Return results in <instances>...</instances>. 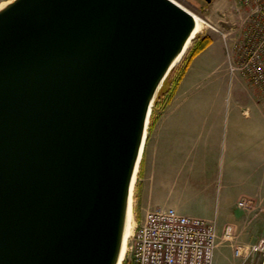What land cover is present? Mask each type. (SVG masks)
Returning <instances> with one entry per match:
<instances>
[{"label":"water","instance_id":"1","mask_svg":"<svg viewBox=\"0 0 264 264\" xmlns=\"http://www.w3.org/2000/svg\"><path fill=\"white\" fill-rule=\"evenodd\" d=\"M195 28L173 0L0 8V264L123 263L153 107Z\"/></svg>","mask_w":264,"mask_h":264},{"label":"crops","instance_id":"2","mask_svg":"<svg viewBox=\"0 0 264 264\" xmlns=\"http://www.w3.org/2000/svg\"><path fill=\"white\" fill-rule=\"evenodd\" d=\"M224 62L208 50L195 58L174 99L150 123L143 187L144 197L158 196L167 208L217 228L239 221L241 201H264V110L239 95Z\"/></svg>","mask_w":264,"mask_h":264},{"label":"rangeland","instance_id":"3","mask_svg":"<svg viewBox=\"0 0 264 264\" xmlns=\"http://www.w3.org/2000/svg\"><path fill=\"white\" fill-rule=\"evenodd\" d=\"M11 1L13 0H0V8ZM175 1L204 21L201 24L199 34L189 49L197 40L209 38L211 44L206 50L217 56H224L225 62L222 65V72L230 75V83L234 81L236 85L242 88L239 95L247 101H255V103L258 101L264 110V85L255 83L246 71H240L249 62L253 54L261 55V65L264 68V0H214L212 4H206L200 0ZM188 51L176 67L178 72L186 68V62L190 56ZM233 68L237 71L232 72ZM176 93L177 91L171 100L174 99ZM201 95L203 93L198 96ZM196 98L205 99L196 96L190 97V99ZM225 99L226 101L231 100L229 97ZM162 107H164V102L155 109L154 118H150V123H153L167 106ZM165 150L166 148L163 147L162 152ZM163 155L165 164L168 157L165 153ZM150 156L151 147L147 143L133 195V232L141 224L148 211L159 207L167 208V205L160 201V197L153 196V198L147 194L144 197L143 195V187L148 186V184H144L146 182L144 175L148 172ZM255 201L256 205L252 209H237L240 218L236 224H226L222 228H217L219 240L215 264H262L261 259L257 256L245 263L244 259L236 257L234 253L237 247H247L264 236V212L261 210L264 201ZM196 208L198 209L200 206H193V209ZM229 226L232 227V241L225 239V230ZM131 242L130 239L129 246ZM124 261L125 264L126 262L129 264V255L125 256L122 264Z\"/></svg>","mask_w":264,"mask_h":264},{"label":"built area","instance_id":"4","mask_svg":"<svg viewBox=\"0 0 264 264\" xmlns=\"http://www.w3.org/2000/svg\"><path fill=\"white\" fill-rule=\"evenodd\" d=\"M261 59V55L253 54L240 71H246L255 83L264 85ZM235 71L237 69L233 68L232 72ZM255 205L253 199L239 203L244 209ZM261 210L264 212V205ZM130 239L126 253L129 264H215L219 236L212 222L159 207L146 213ZM225 239L232 241L231 226L225 230ZM234 253L245 263L257 256L264 264V236L247 247H237Z\"/></svg>","mask_w":264,"mask_h":264},{"label":"trees","instance_id":"5","mask_svg":"<svg viewBox=\"0 0 264 264\" xmlns=\"http://www.w3.org/2000/svg\"><path fill=\"white\" fill-rule=\"evenodd\" d=\"M210 44H211V41H210L209 38L199 39L189 49L188 55H190V56H189V59H187L186 68H184L180 72H178V69L175 68L171 72L170 76L165 81L162 89L160 90V92H159V94L157 96V99H156L155 104H154V108H153V112H152L151 118H154L155 109L157 107H159L161 103L164 102V107L168 105V103L171 101V98L173 97V95L177 91L179 85L181 84L182 80L184 79V77H185V75H186V73H187L192 61L199 54H201L203 51H205L209 47ZM164 107H162V108H164ZM124 264H125V261H124ZM126 264H127V262H126Z\"/></svg>","mask_w":264,"mask_h":264},{"label":"bare ground","instance_id":"6","mask_svg":"<svg viewBox=\"0 0 264 264\" xmlns=\"http://www.w3.org/2000/svg\"><path fill=\"white\" fill-rule=\"evenodd\" d=\"M7 4H4L1 8L6 6ZM193 16H194L195 21H196V28H195V31L193 33V37H196L199 34L201 24L204 21L201 20L200 17L196 16L195 14H193ZM138 171H139V169H138ZM137 175L138 174H136L134 182H133L132 195H131V200H130V208H129V213H128V219H127V225H126V231H125V237H124V246H123V251H122V259L123 260L126 256V253H127L128 241L132 237V234H133V195H134L135 185H136V181H137Z\"/></svg>","mask_w":264,"mask_h":264},{"label":"flooded vegetation","instance_id":"7","mask_svg":"<svg viewBox=\"0 0 264 264\" xmlns=\"http://www.w3.org/2000/svg\"><path fill=\"white\" fill-rule=\"evenodd\" d=\"M187 1V0H185ZM201 2H205L206 4H212V2H214V0H200Z\"/></svg>","mask_w":264,"mask_h":264}]
</instances>
